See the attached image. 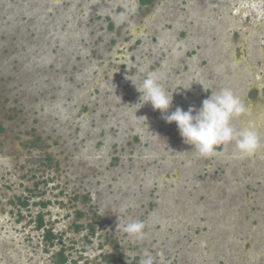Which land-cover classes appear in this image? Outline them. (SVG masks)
<instances>
[{
    "label": "rangeland",
    "instance_id": "rangeland-1",
    "mask_svg": "<svg viewBox=\"0 0 264 264\" xmlns=\"http://www.w3.org/2000/svg\"><path fill=\"white\" fill-rule=\"evenodd\" d=\"M147 71L173 93L169 113L230 88L248 109L233 126L251 122L261 149L243 156L232 141L214 158L198 154L175 122L140 101L130 79ZM260 193L264 0H0V264H54L31 218L40 198L71 194L85 211L79 222L101 215L127 257L142 249L156 264H264ZM222 194L237 208L217 207ZM26 195L34 197L13 225L2 207ZM153 206L142 239L123 231ZM105 247L77 258L96 263Z\"/></svg>",
    "mask_w": 264,
    "mask_h": 264
},
{
    "label": "clouds",
    "instance_id": "clouds-1",
    "mask_svg": "<svg viewBox=\"0 0 264 264\" xmlns=\"http://www.w3.org/2000/svg\"><path fill=\"white\" fill-rule=\"evenodd\" d=\"M130 79L129 77H127ZM161 76L147 71L139 83L130 79L137 91L141 93L140 101L150 102L154 110L161 112L167 123L175 122L184 142L194 146L201 156L215 153L218 145L234 141L236 150L243 156L257 153L261 147V136L251 122H245L237 129L232 121L247 115L248 109L230 88H222L202 101L198 109L190 106L186 111L177 106L169 113L173 102V93L168 94L160 82ZM183 87V86H181ZM190 89V87H183ZM142 104V105H143ZM145 224L138 219L131 220L123 227V231L131 237L142 239ZM140 264H156L152 254L144 251Z\"/></svg>",
    "mask_w": 264,
    "mask_h": 264
},
{
    "label": "flooded vegetation",
    "instance_id": "flooded-vegetation-1",
    "mask_svg": "<svg viewBox=\"0 0 264 264\" xmlns=\"http://www.w3.org/2000/svg\"><path fill=\"white\" fill-rule=\"evenodd\" d=\"M157 1V0H154ZM153 1V2H154ZM160 1V0H159ZM162 1V0H161ZM151 3H142L140 0H137L138 6L143 7V6H147ZM50 147V146H49ZM47 147V148H49ZM223 147H220V150L222 151ZM216 149V152L212 155V157L214 158L215 155H217L218 153L220 154L221 151ZM199 154V153H198ZM197 159V155L194 156ZM219 171V169H217ZM206 171V170H205ZM207 172V171H206ZM252 174V172H251ZM205 174H202V177H205ZM234 183H236V180L234 181ZM238 183V182H237ZM236 185L235 189L232 191V194L234 195V199H236L238 197V195L240 194L239 191V187ZM185 191V190H184ZM181 192V191H180ZM183 192V191H182ZM263 193H260L259 196L264 197L262 195ZM223 195V194H222ZM74 195H70L68 197V201L66 202L67 196H65V198L62 197H56L55 201H53L52 199H46V198H40L38 204L35 205H41V210L36 212V215L34 217H32L31 222L36 223V228L37 230H39L40 235H39V239L41 240V243H44V245H48V251L49 249H53L55 250V263L54 264H71L74 260V264H83L85 263V261H81L80 258L78 257L79 252L80 253H86L87 251L89 252L94 251V250H98L101 247H105V245H107L109 243V246H106L105 249L107 250L106 255H104L102 258H96L98 259V261L96 263L93 264H135L136 262H140L141 260V256H142V249L139 253H134L132 256L127 257L125 252L121 251L120 248V244L119 242H117V240H112L113 238H115V235L112 233V228H108L105 227V225L100 223V219H102V216L99 215L98 213L95 214V218H89V220L85 223H80L79 220L81 217H83L85 215V211L84 209H82L79 204L77 202H74ZM225 198H227L226 200H220V202H218V198L216 200V205L217 207H222L225 211L224 212H228L230 210V208L234 209V205H236L235 207L237 208V206L239 205V203L237 202V204H235L236 202L232 199L230 200L229 196H225L223 195ZM30 197H34V195L32 196H28L26 195L25 197H21V198H17L15 199V197L12 196L11 199H9L6 202V205L4 204L2 209L6 212H8L11 216L9 218L10 221H12L13 225L15 224H20L22 218V211L21 209H23L24 207L29 208L30 206ZM38 197V196H37ZM182 197H186L185 195H183ZM60 198V199H59ZM228 200V201H227ZM263 200V199H262ZM4 202V203H5ZM69 203V207L67 209V211L65 212V214L62 212L63 210H61L62 208H64L65 204ZM155 203L157 204V206H159V204L162 205L161 201L157 202V200H155ZM59 204L58 209H56L53 213L52 210H47V212H43L42 209H44L45 207L48 208V206L50 205H57ZM16 206L17 212L18 214L15 215L14 213V209L12 211L11 207L12 206ZM154 206L149 210L146 209L145 213L140 216L139 218L137 217L138 220L143 221L144 223H147V219L149 217L150 214L154 213ZM54 214V215H52ZM51 216V218L46 220V216ZM29 216V215H28ZM68 220V222L63 223L64 219ZM254 218V216H253ZM54 222V223H53ZM61 222L64 226H67V229H71L70 227H72L73 229V233H77V235H80L83 237V239H87L88 241H91V243H93L90 248L89 247H85L84 240L81 239H74V242H71L68 238H66V236L68 235L66 229H59L57 230L56 227H54L53 225L56 223ZM128 222H126L127 224ZM257 224V223H256ZM255 224H253L254 226ZM207 227V226H206ZM14 228L18 231L20 230L19 227H15ZM104 228V229H103ZM101 229H103L105 232L100 231ZM208 229L205 228L204 230H202V232H206V230ZM254 233V232H253ZM252 233V236H253ZM96 235L98 238L96 239H92V236ZM106 236L102 239L103 236ZM91 239H90V238ZM80 238V237H79ZM90 239V240H89ZM98 241V243L96 242ZM56 245H59L60 247L58 249H56ZM84 245V246H83ZM83 246V247H82ZM100 246V248H99ZM82 247V248H81ZM129 247V246H128ZM131 248V247H129ZM136 249H139V247L137 246ZM134 251V249H132ZM75 253V255H73ZM97 255V254H96ZM95 255V256H96ZM89 264V262H87Z\"/></svg>",
    "mask_w": 264,
    "mask_h": 264
},
{
    "label": "trees",
    "instance_id": "trees-1",
    "mask_svg": "<svg viewBox=\"0 0 264 264\" xmlns=\"http://www.w3.org/2000/svg\"><path fill=\"white\" fill-rule=\"evenodd\" d=\"M142 3H151L154 0H140ZM135 264H140V262H136Z\"/></svg>",
    "mask_w": 264,
    "mask_h": 264
}]
</instances>
